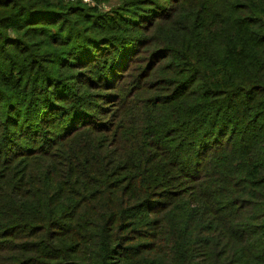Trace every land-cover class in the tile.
Returning <instances> with one entry per match:
<instances>
[{"label":"trees","instance_id":"16d2710c","mask_svg":"<svg viewBox=\"0 0 264 264\" xmlns=\"http://www.w3.org/2000/svg\"><path fill=\"white\" fill-rule=\"evenodd\" d=\"M0 264H264V0H0Z\"/></svg>","mask_w":264,"mask_h":264},{"label":"rangeland","instance_id":"374dc122","mask_svg":"<svg viewBox=\"0 0 264 264\" xmlns=\"http://www.w3.org/2000/svg\"><path fill=\"white\" fill-rule=\"evenodd\" d=\"M84 1H89V0H84Z\"/></svg>","mask_w":264,"mask_h":264}]
</instances>
